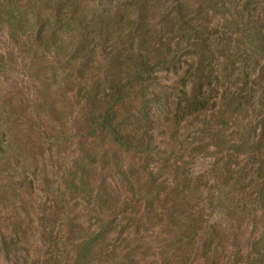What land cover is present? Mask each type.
Returning <instances> with one entry per match:
<instances>
[{
    "label": "trees",
    "instance_id": "1",
    "mask_svg": "<svg viewBox=\"0 0 264 264\" xmlns=\"http://www.w3.org/2000/svg\"><path fill=\"white\" fill-rule=\"evenodd\" d=\"M0 28L70 157L35 219L43 264H264V0H0ZM190 119L199 139L175 150Z\"/></svg>",
    "mask_w": 264,
    "mask_h": 264
},
{
    "label": "rangeland",
    "instance_id": "2",
    "mask_svg": "<svg viewBox=\"0 0 264 264\" xmlns=\"http://www.w3.org/2000/svg\"><path fill=\"white\" fill-rule=\"evenodd\" d=\"M7 53L12 55L11 63L4 59ZM28 67V62L12 49L6 32L0 28V188L3 189L0 192V208L6 207L0 215V264H43L42 260L47 257L46 246L40 240L41 230L37 228L35 219L39 211H52L60 175L70 160L56 150L54 125L50 118L37 111L34 101H30L33 89L23 90L27 81L24 73H27ZM168 78L161 79L160 100L150 109L156 126L154 134L162 140L166 122L174 114L172 105L163 98L170 90L171 80ZM71 81L68 75L59 72L56 92L67 91ZM67 98L63 100V105L69 114L72 113L70 96L67 95ZM198 122L190 119L184 123L175 150H188L197 142ZM210 163V158L195 159L191 165L192 174L203 173ZM26 214L29 217L23 223L25 235L20 240L12 238L8 235L12 224ZM45 226L52 228L49 223ZM4 238L8 244V255L3 247Z\"/></svg>",
    "mask_w": 264,
    "mask_h": 264
}]
</instances>
